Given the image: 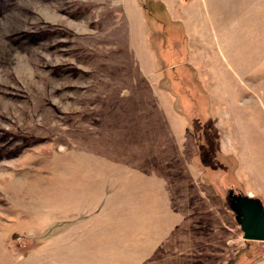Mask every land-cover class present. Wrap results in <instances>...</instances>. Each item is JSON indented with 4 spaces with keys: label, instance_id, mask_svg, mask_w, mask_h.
<instances>
[{
    "label": "rangeland",
    "instance_id": "rangeland-1",
    "mask_svg": "<svg viewBox=\"0 0 264 264\" xmlns=\"http://www.w3.org/2000/svg\"><path fill=\"white\" fill-rule=\"evenodd\" d=\"M264 0H0V264H264Z\"/></svg>",
    "mask_w": 264,
    "mask_h": 264
},
{
    "label": "water",
    "instance_id": "water-1",
    "mask_svg": "<svg viewBox=\"0 0 264 264\" xmlns=\"http://www.w3.org/2000/svg\"><path fill=\"white\" fill-rule=\"evenodd\" d=\"M229 205L245 240L264 242V202L260 197L229 190Z\"/></svg>",
    "mask_w": 264,
    "mask_h": 264
},
{
    "label": "flooded vegetation",
    "instance_id": "flooded-vegetation-1",
    "mask_svg": "<svg viewBox=\"0 0 264 264\" xmlns=\"http://www.w3.org/2000/svg\"><path fill=\"white\" fill-rule=\"evenodd\" d=\"M230 190H231V189H230ZM228 193H229V192H228ZM235 193H240V192H236V191H235Z\"/></svg>",
    "mask_w": 264,
    "mask_h": 264
}]
</instances>
